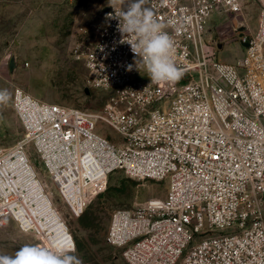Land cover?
<instances>
[{
  "label": "built area",
  "instance_id": "built-area-1",
  "mask_svg": "<svg viewBox=\"0 0 264 264\" xmlns=\"http://www.w3.org/2000/svg\"><path fill=\"white\" fill-rule=\"evenodd\" d=\"M258 2V27L237 34L245 50L231 64L218 60L222 46L208 29L216 15L242 13L241 0H147L167 25L183 71L160 84L128 70L130 46L119 43L118 22L105 20L113 9L85 27L94 43L76 49L74 60L86 69L87 89L110 98L91 112L15 90L25 139L0 148V224L14 221L42 247L76 248L28 155L32 145L77 218L116 172L169 180L165 199L112 214L106 243L128 264H264V0ZM100 124L120 143L97 133Z\"/></svg>",
  "mask_w": 264,
  "mask_h": 264
},
{
  "label": "rangeland",
  "instance_id": "rangeland-1",
  "mask_svg": "<svg viewBox=\"0 0 264 264\" xmlns=\"http://www.w3.org/2000/svg\"><path fill=\"white\" fill-rule=\"evenodd\" d=\"M242 13L216 15L208 29L209 40L218 47L217 58L236 63L244 47L235 31L246 26L258 27L260 3L241 0ZM108 0H0V89H8L12 100L0 105V148H10L25 139L24 128L13 107L16 89L50 104L84 111H101L110 95L86 87V69L74 60L79 47H91L94 35L85 27L99 24ZM206 42V40H205ZM16 58L12 72L10 62ZM120 143V135L105 124L97 133ZM28 155L34 169L50 195L53 206L75 238V255L83 264H128L120 250L106 243L112 214L120 209H137L154 199H165L169 180H137L116 172L95 194L85 213L77 218L60 197L32 145ZM24 244L38 245L32 234L23 233L7 220L0 224V254H14Z\"/></svg>",
  "mask_w": 264,
  "mask_h": 264
},
{
  "label": "clouds",
  "instance_id": "clouds-1",
  "mask_svg": "<svg viewBox=\"0 0 264 264\" xmlns=\"http://www.w3.org/2000/svg\"><path fill=\"white\" fill-rule=\"evenodd\" d=\"M146 5L147 0H108L106 6L113 11L105 14V20L118 22L116 30L121 36L119 43L130 46L133 63L128 65L129 71L135 68L140 73H147L150 85L178 81L183 76V71L172 58L173 37L165 31L167 25L157 20L153 10ZM11 100L12 93L8 89H0V105ZM0 264L83 262L75 255V248L53 250L35 244H24L14 254H0Z\"/></svg>",
  "mask_w": 264,
  "mask_h": 264
},
{
  "label": "water",
  "instance_id": "water-1",
  "mask_svg": "<svg viewBox=\"0 0 264 264\" xmlns=\"http://www.w3.org/2000/svg\"><path fill=\"white\" fill-rule=\"evenodd\" d=\"M247 30L246 26L242 25L241 28L237 29L235 31L236 34H239V35H243L245 33V31ZM17 68V62H16V58L13 57L11 62H10V69L11 71L13 72L15 69Z\"/></svg>",
  "mask_w": 264,
  "mask_h": 264
},
{
  "label": "bare ground",
  "instance_id": "bare-ground-1",
  "mask_svg": "<svg viewBox=\"0 0 264 264\" xmlns=\"http://www.w3.org/2000/svg\"><path fill=\"white\" fill-rule=\"evenodd\" d=\"M44 200L47 201V203H45V204H47V206L49 207L50 202L46 198Z\"/></svg>",
  "mask_w": 264,
  "mask_h": 264
},
{
  "label": "crops",
  "instance_id": "crops-1",
  "mask_svg": "<svg viewBox=\"0 0 264 264\" xmlns=\"http://www.w3.org/2000/svg\"><path fill=\"white\" fill-rule=\"evenodd\" d=\"M231 64H234V63H231Z\"/></svg>",
  "mask_w": 264,
  "mask_h": 264
}]
</instances>
